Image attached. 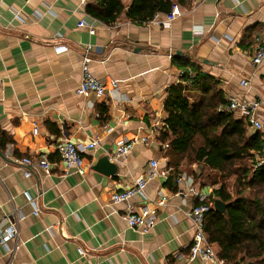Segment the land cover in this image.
Instances as JSON below:
<instances>
[{
	"label": "crops",
	"instance_id": "1",
	"mask_svg": "<svg viewBox=\"0 0 264 264\" xmlns=\"http://www.w3.org/2000/svg\"><path fill=\"white\" fill-rule=\"evenodd\" d=\"M197 1L181 7L169 26L166 14L144 26L123 15L107 26L86 11L95 0H0V131L8 139L0 146V228L17 212L25 217L11 264H212L176 256L189 254L194 237L188 214L198 201L189 188L213 201L215 187L197 183V163L189 165L149 132L163 128L167 89L180 82L181 72L194 74L191 66L181 67L190 62L214 78L228 103L261 102L258 132L264 137V62L255 67L251 59L264 32V0ZM57 46L68 50L59 53ZM85 54L107 87L105 98L76 94ZM243 79L250 88L240 85ZM114 81L121 104L110 94ZM187 95L192 103L202 100L200 93ZM148 135L149 144L113 157L119 143ZM94 138L100 145L82 153L85 174H64L56 144L71 140L84 147ZM41 155L51 163L49 174L17 162ZM151 161L167 177L148 181L144 195L129 203L112 204V193L133 186ZM162 196L168 203L157 209L154 228L144 235L130 229L123 219L127 207L151 209ZM0 264H9L5 247Z\"/></svg>",
	"mask_w": 264,
	"mask_h": 264
},
{
	"label": "trees",
	"instance_id": "2",
	"mask_svg": "<svg viewBox=\"0 0 264 264\" xmlns=\"http://www.w3.org/2000/svg\"><path fill=\"white\" fill-rule=\"evenodd\" d=\"M193 0H95L87 5V13L110 26L123 15L138 26L153 21L159 14H168L174 4L180 7ZM176 59V58H175ZM178 59V58H177ZM174 61V60H173ZM181 66V65H180ZM192 75H182L180 82L167 89L164 110L167 114L160 131V141L175 153L190 155L192 162L202 164L218 174L234 176L235 192L224 182L203 178L200 185L217 187L214 200L205 218V232L209 241L217 245V255L227 264H264V165L257 167V157L264 155L261 132L250 133L246 123L226 109L227 101L217 82L193 63L184 62ZM202 95L199 103H192L188 93ZM8 139L0 131V146ZM215 200L226 204L224 213L214 210Z\"/></svg>",
	"mask_w": 264,
	"mask_h": 264
},
{
	"label": "built area",
	"instance_id": "3",
	"mask_svg": "<svg viewBox=\"0 0 264 264\" xmlns=\"http://www.w3.org/2000/svg\"><path fill=\"white\" fill-rule=\"evenodd\" d=\"M84 2V0H83ZM198 1H193V6H197ZM182 14L181 7L174 4L168 14L165 16L164 25L169 26L172 22L178 19ZM81 27L87 26L89 33L94 34L95 30L91 26H88L84 22L79 24ZM68 49L63 46H57V52H65ZM252 64L255 67L260 66L264 62V32L258 36L255 40ZM91 59L85 54L81 62L82 79L76 90V94L79 96H94L98 99L105 98L108 90L101 80L96 78L90 67ZM191 75L190 71H183L180 75ZM240 85L245 88H250V81L243 79L240 81ZM112 89L110 94L116 97L118 103L124 102L123 98L118 96L117 86L118 82L114 81L111 84ZM261 108V102L256 99H244L239 100L232 98L229 100L228 105L221 110L226 109L228 112L238 115L243 120L247 127L255 132L260 131L263 128V124L259 119L257 113ZM164 124L162 125V127ZM161 127V128H162ZM161 129L158 126L153 127L150 130L151 135H160ZM34 134H37V128L34 129ZM150 143V135L139 136L130 141L121 142L117 145L116 150L113 154L115 159L121 158L129 154L137 144L147 145ZM100 145V139L94 138L91 142L82 147L78 146L71 140H63L56 144V151L59 156V161L62 165L64 174H69L74 171L78 175L83 176L86 172L84 158L82 153L87 149H94ZM167 147V145H164ZM19 164L29 167L37 168L49 174L51 171V163L47 159L46 155H41L38 158L25 157L17 161ZM264 165V158L257 160L256 166ZM29 173L26 174L28 176ZM168 173L160 171L159 164L157 161H151L150 167L145 176L139 177L135 184L129 188L121 191L112 193L111 202L112 204L129 203L130 200L137 195H144V191L148 181L153 180L157 177H167ZM182 178H178V182H181ZM189 192L194 198L197 199L198 203L194 205L188 216L192 221L194 228V237L192 245L189 249L188 255L178 254L176 257L180 261H193L200 259L203 262H210L212 264H227L224 260L220 259L215 251L213 244L209 241L208 236L205 232V218L210 208L213 207V203H208L207 197L202 195L199 190L193 186L189 188ZM34 206L33 213L38 215L40 208L35 204L34 200H30ZM168 203V198L162 196L157 202L154 208H148L146 206L136 210L131 205L127 207L123 215V219L126 221L130 229L138 232L142 235L149 233L157 223L158 215L157 209L164 208ZM24 215L21 212L15 213L11 217V221L6 228H0V249L5 247L7 254L9 255V264H11L17 254L19 248V225L24 220ZM13 243L12 246H8L9 243ZM79 253L84 255L82 248L78 249Z\"/></svg>",
	"mask_w": 264,
	"mask_h": 264
},
{
	"label": "rangeland",
	"instance_id": "4",
	"mask_svg": "<svg viewBox=\"0 0 264 264\" xmlns=\"http://www.w3.org/2000/svg\"><path fill=\"white\" fill-rule=\"evenodd\" d=\"M126 1L127 0H124V2H126ZM185 156L187 158L188 164L191 165L193 163L192 160H191L192 157L190 155H188V156L185 155ZM197 173L198 174L202 173L204 175L203 178H205L206 176L209 175L211 178H215L216 180L218 179L219 182H224V184H226V188L231 193L235 192V188H234L235 177L234 176H229V173L218 174L216 172L211 171L208 168H205L202 164H197ZM217 187H215V188H217Z\"/></svg>",
	"mask_w": 264,
	"mask_h": 264
},
{
	"label": "water",
	"instance_id": "5",
	"mask_svg": "<svg viewBox=\"0 0 264 264\" xmlns=\"http://www.w3.org/2000/svg\"><path fill=\"white\" fill-rule=\"evenodd\" d=\"M1 154V152H0ZM109 161V159L106 157L105 159H102L101 164H103L104 162ZM214 210L218 213H224L226 210V204H224L222 201L220 200H215L214 202Z\"/></svg>",
	"mask_w": 264,
	"mask_h": 264
}]
</instances>
